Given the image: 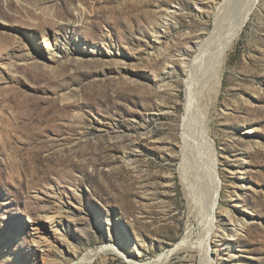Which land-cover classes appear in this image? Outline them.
I'll use <instances>...</instances> for the list:
<instances>
[{"label": "rangeland", "instance_id": "1", "mask_svg": "<svg viewBox=\"0 0 264 264\" xmlns=\"http://www.w3.org/2000/svg\"><path fill=\"white\" fill-rule=\"evenodd\" d=\"M224 1L0 0V264H34L38 234L60 219V235L43 245L60 246L56 264H210L201 260L209 213L188 200L181 140L174 151L167 143L185 118L181 51L215 31ZM256 2L218 94L209 73L198 98L202 113L217 96L209 127L221 228L234 226L226 211L253 219L230 236L219 229L213 264H264V0ZM44 33L63 45L50 66ZM109 245L136 252L134 262L115 251L92 256Z\"/></svg>", "mask_w": 264, "mask_h": 264}, {"label": "bare ground", "instance_id": "2", "mask_svg": "<svg viewBox=\"0 0 264 264\" xmlns=\"http://www.w3.org/2000/svg\"><path fill=\"white\" fill-rule=\"evenodd\" d=\"M256 1L258 0H240L239 2L237 0L235 3V0H225L224 7L219 6L215 14V31L210 33V35H205L203 39L195 41L193 44H190L188 48L181 51V56L184 57L183 63L185 64V68L183 72L188 91V98L186 99L185 104V118L179 125H177V128L181 129V136H175L176 138L174 140L167 143V148L174 151L176 149L174 141L181 140V146L176 152V156L179 158V170L182 175V181L188 200L193 203V205H195V202L198 204L200 203L209 213V218L207 220L211 223L210 232H208V235L201 241V244H203V248L201 249V260L207 261L210 264L217 261L216 258H212V241L213 237L220 232L219 229L221 228L220 218L217 217V209L221 205L222 178L218 167V149L216 144L212 142L209 127L210 106L214 105L217 96L211 98V103L208 102L202 113L201 111L203 110L201 109L200 111L198 108V98L203 96L204 93L205 95L207 93H203V89L207 88V86L203 88V82H205L203 81V77L209 73L211 74L212 80L211 88L218 94L222 84V75L228 51L240 37L245 22L249 19L251 12L257 8L258 4ZM230 4L232 5L230 6ZM227 14L228 16H226ZM223 20H226V25L222 24ZM53 39L54 43H51L50 33H44L43 40L46 47H48L45 63H47L48 66L59 62L58 54H60L63 48V45L58 42L59 36L57 34L53 36ZM30 55L36 56L33 51L30 52ZM204 98L201 100V105L202 101L205 102ZM197 122H200V125H197ZM196 127H198L197 130ZM197 139L201 141L200 144L197 142ZM194 154H198L199 156L204 154V163H202V165H199ZM235 183L241 188L244 187V182L238 181ZM50 216V222H53L54 215ZM226 216L228 222L234 224V226L233 229L230 230L222 227L225 233H227L224 234L225 237L232 235L231 233H234L235 231L234 228L238 229V227L247 225L251 219V217L245 214L234 213L231 211H226ZM61 224L62 219H60L59 222L51 224L50 229L52 232L38 234V241H36V244L39 245V247L34 249L36 255H33V257H27L28 261H34V264H56L55 260L60 257L59 255L61 254L60 246L58 244H50L48 246L43 245L46 242H52L51 238L53 236L60 235L59 231L61 230ZM35 228L38 230L40 226L36 225ZM191 231L192 228L190 227L182 241L183 243L188 241ZM116 246H102L92 256L100 251L106 253L109 251H115L119 255L124 256V258H129V261L134 262L133 259L136 257L134 253L136 252L133 251L134 253H130L131 256H127L125 250H122L117 246L118 249ZM178 248H180V246ZM165 255H167V253Z\"/></svg>", "mask_w": 264, "mask_h": 264}]
</instances>
